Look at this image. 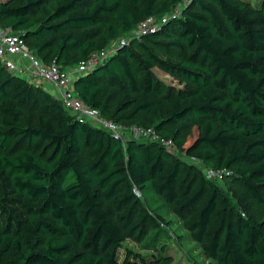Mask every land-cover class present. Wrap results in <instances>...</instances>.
<instances>
[{
	"label": "trees",
	"instance_id": "obj_1",
	"mask_svg": "<svg viewBox=\"0 0 264 264\" xmlns=\"http://www.w3.org/2000/svg\"><path fill=\"white\" fill-rule=\"evenodd\" d=\"M180 1L0 0V26L66 69L125 37L76 76L82 100L230 169L243 209L264 208V0H192L158 31L131 33ZM218 182L160 141L79 121L0 60V264H180L166 245L124 247L163 220L136 190L175 205L209 264H264V220L236 212Z\"/></svg>",
	"mask_w": 264,
	"mask_h": 264
},
{
	"label": "built area",
	"instance_id": "obj_2",
	"mask_svg": "<svg viewBox=\"0 0 264 264\" xmlns=\"http://www.w3.org/2000/svg\"><path fill=\"white\" fill-rule=\"evenodd\" d=\"M191 1L181 0L171 12L160 18L146 17L131 33L146 34L158 31L170 17L181 14L185 6ZM125 39V37H122L112 41L106 47L93 53L89 58L81 60L73 68L66 69L56 61L45 63L29 48L21 34L0 26V60L12 73L20 75L29 73L36 79H42L54 86L56 96L62 100L67 109L74 113L79 121L89 122L110 131L115 136L120 137L123 143L128 138L137 139L146 135L152 140L160 141L168 149L175 147L173 139L162 137L153 127L138 126L136 124L126 125L103 116L98 108L86 104L74 88V81L78 74L108 58L119 44L124 43ZM19 60H22V63ZM206 173L209 177L222 181L225 177L230 176L232 171L228 168H222L219 170L210 169ZM136 192L139 193L137 190Z\"/></svg>",
	"mask_w": 264,
	"mask_h": 264
},
{
	"label": "rangeland",
	"instance_id": "obj_3",
	"mask_svg": "<svg viewBox=\"0 0 264 264\" xmlns=\"http://www.w3.org/2000/svg\"><path fill=\"white\" fill-rule=\"evenodd\" d=\"M257 0H252L255 3ZM157 72L165 79L177 84L178 81L174 80L166 72L157 69ZM27 79L28 74H22ZM56 95V93H53ZM195 135V132L194 134ZM137 139H148L146 135ZM175 156L180 157L185 164V171L190 166L195 167L198 170H202L205 173L210 169L205 164L198 161L195 158L186 156L184 152L180 151L177 147L168 149ZM207 174V173H206ZM224 192L237 203L236 212H246L254 221L264 220V208L253 203L248 211H245L242 207L245 201H239V193L245 188L240 183H237L232 177H225L222 181L218 182ZM143 201L148 202L154 209L158 210L163 216V220L159 222V225L154 222L149 223L147 232H144L140 239L128 238L124 242L125 248H131L148 256L151 254H157L158 249L166 245L168 252L172 254L174 260L180 264H209V259L202 253V249L197 242H195L189 231L185 228L183 222V216L175 209L174 204H166L162 198L154 193H148L146 195L138 193Z\"/></svg>",
	"mask_w": 264,
	"mask_h": 264
},
{
	"label": "crops",
	"instance_id": "obj_4",
	"mask_svg": "<svg viewBox=\"0 0 264 264\" xmlns=\"http://www.w3.org/2000/svg\"><path fill=\"white\" fill-rule=\"evenodd\" d=\"M19 62L22 63V60H19ZM29 75V80H32L34 82H37L39 84H41L42 86H44L45 88H47L49 91H51L52 93L56 92V88L54 86H52L51 84H49L48 82L42 80V79H36L34 76L30 75L29 73H27Z\"/></svg>",
	"mask_w": 264,
	"mask_h": 264
}]
</instances>
